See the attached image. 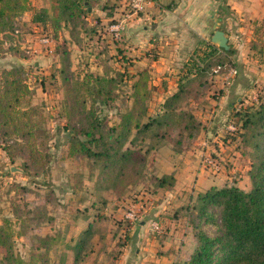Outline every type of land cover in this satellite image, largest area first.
Listing matches in <instances>:
<instances>
[{"label":"trees","instance_id":"trees-1","mask_svg":"<svg viewBox=\"0 0 264 264\" xmlns=\"http://www.w3.org/2000/svg\"><path fill=\"white\" fill-rule=\"evenodd\" d=\"M100 1L55 0L51 12L42 7L34 19L46 25L49 20L57 40L66 29L71 39L80 44L82 32L87 31L90 9ZM29 4L30 0H0V36L14 29L15 19ZM58 49L68 155L90 159L97 166L99 197L104 193L125 197L143 184L172 189L174 175H149L148 155L165 145L179 153L197 139L203 125L190 108V102L205 93L216 67L231 63L229 56L233 50L218 48L211 42L205 49L197 48L185 64L188 72L180 78L177 92L166 98L154 116L149 114L147 103L151 96L148 75H142L132 84L129 98L132 105L119 113L118 122L108 125L107 116L98 112V107H112L122 73L113 76L106 70L104 75L89 73L81 81L72 79L68 76L70 51L65 43H60ZM31 87L23 66L0 70V142L8 143L9 137H15L4 150L10 159L14 151L21 155L25 174L37 178L49 169L50 145L46 140L40 141L50 131L40 107L24 106L32 94ZM234 115L238 130L233 135L226 133L231 142H239L249 167L251 189L246 191L227 184L198 194L189 217L196 245L184 264H264V99L239 109ZM145 190L151 191L147 187ZM12 212L21 225L33 217V210H24L23 214L15 203ZM92 225L90 222L73 238V246L66 244V249L74 251L75 262L84 261L92 253L95 235ZM12 226V220L2 219L0 247L6 248V255L0 260L6 264H55L51 252L64 242V233L38 235V242L26 260L15 254L16 232ZM27 230L22 228L16 234L22 236ZM65 255L62 252V260Z\"/></svg>","mask_w":264,"mask_h":264},{"label":"crops","instance_id":"crops-1","mask_svg":"<svg viewBox=\"0 0 264 264\" xmlns=\"http://www.w3.org/2000/svg\"><path fill=\"white\" fill-rule=\"evenodd\" d=\"M147 1L143 12L129 16L122 39L114 37L110 25L128 14L129 0H101L90 9L87 31L82 32L80 44L67 31L79 49L88 40H99L105 49L100 55L111 53L114 44L119 61L114 73H122L123 81L130 83L127 97L130 98L132 84L147 74L151 88L147 101L149 114L156 115L166 98L177 92L180 78L188 72L185 64L194 51L205 49L217 30H223L228 37L233 50L229 57L231 64L237 66L238 74L231 85L225 86L222 74L213 70L205 93L190 102V108L203 125L196 140L179 153L170 145L153 151L149 175L172 174L174 187L164 190L149 185L150 192L142 191L146 197L145 212L138 224L127 228L117 226L107 237L100 227L92 226L94 237L98 233L100 250L92 240V253L84 261L75 262L74 251L66 249L67 243L75 244L73 238L77 235L71 236L64 246H57L52 258L55 264H184L196 245L189 217L198 194L227 184L238 185L246 191L251 189L246 158L239 142L228 139L226 125L234 120L236 111L264 99V0ZM63 39L67 46V38ZM67 49L71 61L72 51L68 46ZM107 59L101 61L99 70L93 74L104 75L110 70L115 75ZM89 73L92 72H86L85 76ZM60 87L63 88L62 80ZM65 144L69 157V143ZM207 155L222 162L220 174L214 175L203 168ZM110 197L119 199L112 194ZM153 220L164 226L162 234L152 230ZM62 252L66 254L63 260Z\"/></svg>","mask_w":264,"mask_h":264},{"label":"rangeland","instance_id":"rangeland-1","mask_svg":"<svg viewBox=\"0 0 264 264\" xmlns=\"http://www.w3.org/2000/svg\"><path fill=\"white\" fill-rule=\"evenodd\" d=\"M54 1L30 0L28 8L15 19L14 29L0 36V70L4 67L23 66L25 76L32 86V94L24 106L30 104L40 107L50 131L46 137L48 139L42 137L40 141L46 140L50 145L49 169L47 173L37 178L25 174L22 168L24 158L21 155L14 151L11 160L7 151L4 150V146L12 144L15 137H9L8 143L0 142V224L4 218L12 220V227L16 233L21 232L22 228L25 231L31 228L22 236L16 233L13 236L16 243L15 254H19L26 260L29 259L31 250L38 242V235H56L62 232L65 238L61 244H64L71 236L77 235L89 222L94 223L92 226L100 227L99 230L102 229L101 233H105L106 237L110 230H115L117 226L121 228L132 226L124 218L128 206L144 196L142 191L146 187L151 189L148 184H143L142 187L134 188L128 195L119 199L110 197L108 193L99 197V186L96 184L97 166L90 159L67 156L65 143L68 136L66 129L64 130L66 117L62 114L64 88L60 87L59 44L63 43V38H67V46L72 51V66L68 76L79 81L84 78L86 72L96 73L101 61L107 57H109L108 64L113 70L112 74H115L114 70L118 68L119 61L114 44L108 55L105 53L100 55L105 49L99 40L97 42L88 40L85 47L79 49L67 36L66 29L62 30L61 37L57 40L50 30L49 20L46 25L34 19L40 14L42 7L48 8L51 12ZM45 38L49 41H44ZM97 53L100 58H97ZM123 80L115 87L116 100L112 107H98V112L107 116L108 125L118 122L119 113L132 105L127 97L130 92V83ZM152 153L148 155L147 171L149 173L153 168ZM10 165L23 169L24 173H12ZM12 203L17 204L23 214L24 210H33L31 214L33 217L26 222L27 226L15 221ZM64 228L67 230L62 231ZM93 242L100 250L98 233ZM55 250L58 248L52 250V258L55 257ZM5 255L6 248L0 247V257L3 258ZM0 264H6V262L0 260Z\"/></svg>","mask_w":264,"mask_h":264},{"label":"built area","instance_id":"built-area-1","mask_svg":"<svg viewBox=\"0 0 264 264\" xmlns=\"http://www.w3.org/2000/svg\"><path fill=\"white\" fill-rule=\"evenodd\" d=\"M148 4L147 0H129L128 7L129 12L126 16L116 20L111 23L110 30L113 33L116 39H122L126 31V23L129 19V16L132 14L138 15L140 12H143ZM44 41H49L48 38H45ZM216 73H220L223 76V83L225 86L231 85L234 78L238 74V68L234 64H225L223 66H218L214 69ZM238 130V125L231 121L226 125V132L228 134H236ZM203 168L211 171L212 173L219 174L222 169V163L220 160L214 158L211 155H207L203 159ZM148 193V191H146ZM145 196L141 197L138 200L131 202L128 206L127 212L124 214L125 220H128L131 224L139 222L145 212ZM151 226L154 231L162 234L164 232L163 225L158 220H153Z\"/></svg>","mask_w":264,"mask_h":264},{"label":"water","instance_id":"water-1","mask_svg":"<svg viewBox=\"0 0 264 264\" xmlns=\"http://www.w3.org/2000/svg\"><path fill=\"white\" fill-rule=\"evenodd\" d=\"M212 44L218 46L219 48H223L225 50H229L230 46L228 44V37L226 36V33L223 30H217L214 32V35L211 38ZM10 170L12 173H24V170L12 165L10 167Z\"/></svg>","mask_w":264,"mask_h":264}]
</instances>
